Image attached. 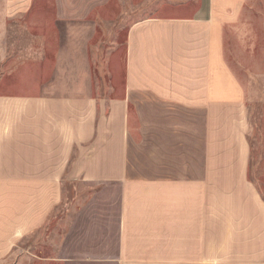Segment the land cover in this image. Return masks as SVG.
<instances>
[{
	"label": "crops",
	"instance_id": "0c3cea01",
	"mask_svg": "<svg viewBox=\"0 0 264 264\" xmlns=\"http://www.w3.org/2000/svg\"><path fill=\"white\" fill-rule=\"evenodd\" d=\"M56 2L84 19L103 0ZM161 2L98 93L0 96V262L264 264V0ZM61 211L55 249H23Z\"/></svg>",
	"mask_w": 264,
	"mask_h": 264
},
{
	"label": "rangeland",
	"instance_id": "374dc122",
	"mask_svg": "<svg viewBox=\"0 0 264 264\" xmlns=\"http://www.w3.org/2000/svg\"><path fill=\"white\" fill-rule=\"evenodd\" d=\"M162 5L161 0H103L84 19H61L56 0H0V96L42 89L98 93L101 86L92 81V75L108 80L109 71L123 74L130 23L152 15ZM260 53L245 51L243 58ZM249 120L255 156L263 157L264 104L251 105ZM251 175L264 192V174L252 169ZM64 213H58L59 222L53 228L28 239L23 249H55ZM51 231L56 238H47ZM0 264H17V259L7 258ZM150 264H173V260L151 259Z\"/></svg>",
	"mask_w": 264,
	"mask_h": 264
}]
</instances>
